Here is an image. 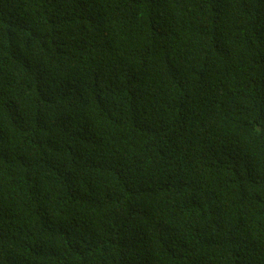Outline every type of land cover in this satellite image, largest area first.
<instances>
[{
	"label": "trees",
	"instance_id": "obj_1",
	"mask_svg": "<svg viewBox=\"0 0 264 264\" xmlns=\"http://www.w3.org/2000/svg\"><path fill=\"white\" fill-rule=\"evenodd\" d=\"M0 264H264V0H0Z\"/></svg>",
	"mask_w": 264,
	"mask_h": 264
},
{
	"label": "clouds",
	"instance_id": "obj_2",
	"mask_svg": "<svg viewBox=\"0 0 264 264\" xmlns=\"http://www.w3.org/2000/svg\"><path fill=\"white\" fill-rule=\"evenodd\" d=\"M113 79V78H112ZM113 81H114V79H113Z\"/></svg>",
	"mask_w": 264,
	"mask_h": 264
}]
</instances>
